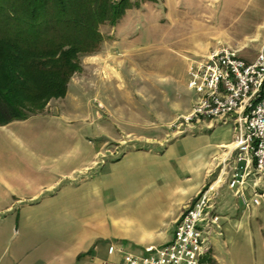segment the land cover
I'll list each match as a JSON object with an SVG mask.
<instances>
[{
  "label": "rangeland",
  "instance_id": "obj_1",
  "mask_svg": "<svg viewBox=\"0 0 264 264\" xmlns=\"http://www.w3.org/2000/svg\"><path fill=\"white\" fill-rule=\"evenodd\" d=\"M127 2L116 24L99 25L98 49L78 54V68L66 86L72 100L64 99L66 93L50 97L41 110L26 113L62 106L74 117L76 139L80 125L89 128L84 138L103 145L104 208L80 212L103 214L110 238L102 243L132 253L162 245L172 236V218L183 198L191 195L192 201L212 186L220 220L202 264H264V197L259 204L252 199L254 191L264 192V181L253 164L237 165L244 196L236 195L228 186L232 173L222 172L228 148L211 152L208 138H194L198 135L183 120L196 102L187 87L189 61L220 46L253 60L264 44V0H195L180 6L167 0ZM134 149L153 154L116 163L115 157ZM63 233L58 228V237Z\"/></svg>",
  "mask_w": 264,
  "mask_h": 264
},
{
  "label": "crops",
  "instance_id": "obj_2",
  "mask_svg": "<svg viewBox=\"0 0 264 264\" xmlns=\"http://www.w3.org/2000/svg\"><path fill=\"white\" fill-rule=\"evenodd\" d=\"M194 1L167 3L180 6ZM65 98L70 102L73 97L67 91ZM73 120L62 106L46 107L0 126V264H100L116 258L107 254L109 242L102 243L110 238L103 214H80L82 207L99 213L104 208L102 190L108 173L100 170L106 156L103 145L84 138L82 133L89 128L80 125L76 139ZM233 123L230 118L216 124L202 120L186 125L198 135L194 138H208L211 152L228 148L225 159L229 160L222 168L227 174L237 167ZM150 154L152 151L134 149L115 159L116 163L137 161ZM191 199V195L183 198L173 224ZM58 228L64 229L62 237L57 235ZM12 232L17 234L14 240Z\"/></svg>",
  "mask_w": 264,
  "mask_h": 264
},
{
  "label": "built area",
  "instance_id": "obj_3",
  "mask_svg": "<svg viewBox=\"0 0 264 264\" xmlns=\"http://www.w3.org/2000/svg\"><path fill=\"white\" fill-rule=\"evenodd\" d=\"M187 87L196 94L186 124L208 120L213 124L232 118V150L240 169L254 165L264 181V44L248 61L230 46L191 59L187 67ZM242 164V165H240ZM235 167L228 186L243 197V175ZM259 204L264 192H253ZM217 192L212 186L201 190L175 222L171 238L159 246L147 245L139 252H127L112 242L107 254L116 256L100 264H202L210 256L211 235L218 226Z\"/></svg>",
  "mask_w": 264,
  "mask_h": 264
},
{
  "label": "trees",
  "instance_id": "obj_4",
  "mask_svg": "<svg viewBox=\"0 0 264 264\" xmlns=\"http://www.w3.org/2000/svg\"><path fill=\"white\" fill-rule=\"evenodd\" d=\"M127 0H0V125L61 97L79 53L98 49Z\"/></svg>",
  "mask_w": 264,
  "mask_h": 264
}]
</instances>
